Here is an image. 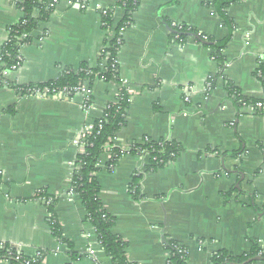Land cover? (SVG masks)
Instances as JSON below:
<instances>
[{
  "label": "crops",
  "instance_id": "crops-1",
  "mask_svg": "<svg viewBox=\"0 0 264 264\" xmlns=\"http://www.w3.org/2000/svg\"><path fill=\"white\" fill-rule=\"evenodd\" d=\"M21 1L0 0V51L21 19ZM75 1L58 0L20 50L19 69L4 74L16 88H0V243L29 258L41 252V264H91L90 247L109 264L71 178L75 143L102 120L119 85L95 81L87 111L80 94L39 98L24 92L83 64L102 72L109 32L101 12L110 10L118 24L124 10L117 0H86L85 10L69 5ZM219 1L139 0L121 33L118 76L140 94L131 98L114 146L162 140L180 148L150 173L144 172L147 157L125 155L113 171L105 169L103 154L99 160V200L115 221L112 233L126 244L129 263L166 264L170 243L186 250L187 264H210L221 250L236 257L255 246L264 253V116L238 105L239 97L251 104L264 100L255 74L264 65V0H244L225 16L212 6ZM168 24L227 41L223 76L209 91L207 82L220 71L212 49L189 36L179 43ZM52 215L77 261L53 236Z\"/></svg>",
  "mask_w": 264,
  "mask_h": 264
},
{
  "label": "trees",
  "instance_id": "trees-1",
  "mask_svg": "<svg viewBox=\"0 0 264 264\" xmlns=\"http://www.w3.org/2000/svg\"><path fill=\"white\" fill-rule=\"evenodd\" d=\"M244 0H221L215 2L212 6L217 7V10L223 13L236 4H240ZM51 0H22L18 5L21 12V19L13 27L9 29V41L1 48L0 58V88L6 87L10 89L16 88V86L6 82L3 78L2 73L9 70L12 66L16 65L19 57V47L23 43H29L32 39V34L37 29L38 24L45 20L50 13L47 9ZM139 0H119L116 2V7L124 5V17L116 24L115 33L116 37L119 33H122L129 25L130 17L136 10ZM102 22L106 25L104 29H108L113 20L111 15L102 16ZM227 25V23H226ZM172 31L171 37L176 38L179 43H184L189 35L197 36L198 42H205L207 46L212 49V57L218 62L220 71L216 78H211L209 83L213 87L217 78H221L224 59L222 52L226 48L227 41L213 42L209 38L198 34L192 28L186 26L173 27L167 25ZM205 38V40H204ZM120 48L116 46L115 38H113L109 44L106 52L108 53L109 62L107 63V70L101 72L99 70H92L84 64L81 65L78 72L66 71L55 82L47 85H53L57 88H74L79 84L87 85L89 88L92 87L95 81L102 80L104 82L118 83V69L112 70L110 61L117 58ZM261 72L260 81L264 87V65H259L256 72ZM91 73L87 75L86 73ZM255 72V74H256ZM229 93L234 96L236 101V94L228 86ZM129 102L127 97L124 96L122 100H116L114 106L107 110L105 117L102 118L101 127H98V123L95 125L91 134L84 136L80 142L83 146V153L77 156V162L75 164V170L72 174V187L80 202L85 210L87 222L93 228L100 249L109 260V264H132L126 260L125 248L126 244L116 235L112 233L114 226V219L105 213L103 210L100 200L99 193L100 187L95 178V174L98 172L99 160L105 150V145L108 144L109 140L116 137L117 133L124 127L125 119L124 114L128 107ZM112 144H110L111 146ZM111 158L105 164V169L111 171L110 167L115 168L119 159L125 155H138L141 157H147V164L144 167L145 173L155 172L158 169L163 168L170 161L174 160L180 153V148L166 141H146L143 144H136L123 151L117 147H111ZM142 174L138 173L136 179H141ZM52 211V207L49 208V212ZM49 224L53 236L59 239L62 243L66 244L69 249V257L72 262L77 261L80 256L76 255L72 251V245L62 240L61 229L52 215ZM168 253L166 264H187V253L186 250L179 244L170 243L166 246ZM12 253L14 256L17 255L15 248L8 244H3V250L0 251V259L9 260L12 264H41V259L35 263L31 259L23 257L22 262H16L13 258H8V254ZM260 256L264 258V253L259 251L255 246H252L249 253L241 256H231L225 251H219L215 253L210 264H244L248 260ZM253 264V263H252Z\"/></svg>",
  "mask_w": 264,
  "mask_h": 264
},
{
  "label": "built area",
  "instance_id": "built-area-1",
  "mask_svg": "<svg viewBox=\"0 0 264 264\" xmlns=\"http://www.w3.org/2000/svg\"><path fill=\"white\" fill-rule=\"evenodd\" d=\"M117 1H119V0H117ZM57 4H58V0H51V2L49 3V5L47 7V9L49 10V12L53 11V8ZM72 4L77 5L81 10H85L86 9V0H76L73 3L72 2H69V5H72ZM119 8H121L122 10H124V5L121 4V7H119ZM107 14L108 15H111V11L110 10H107V11H102L101 12V16H106ZM105 26L106 25L102 22V27L105 28ZM173 27H179V26L173 25ZM115 28H116V23L112 22L111 26L108 29H106L109 32V42L113 38H115L116 46H118L121 49V47H122L121 33H119V35L116 37ZM204 40H205V38H204ZM8 41H9V39H8ZM109 42L104 47V49L102 50V53H101L102 59L104 61V67L102 68V72H105L107 70V66L106 65L109 62L108 53L106 52V50L108 48ZM26 45H28V43L21 44L20 47H19V49L21 50ZM20 50H19L18 62L16 63V65L12 66L7 71L14 72V71H16V70L19 69L20 65L22 64V57L20 56ZM0 65H1V58H0ZM109 67L112 70H116V68L118 67V60H117V58L112 59L110 61V66ZM7 71H4L2 73L3 78H4V74ZM86 74L87 75H90L91 73L87 72ZM256 75H257L258 78H261V76H262L261 75V72H259V71L256 72ZM116 84L119 85L118 86L119 87V90H118V94H117V99L116 100H122L124 98V96H126L127 97V101L130 102V100H131V98L133 96H136V95H139L140 94V92H138L136 90H133L132 87L128 83H126L125 81H122L120 78L118 80V83H116ZM211 87L212 86H211V84L208 81L207 84H206V90L209 91L211 89ZM24 92H26V94L28 96H34V97H39V98L45 97V96L46 97H54V96H59V95L80 94L82 96V98H83L82 108L85 111H87L89 109V102H90L91 90H90V88L87 85L79 84L78 86H76L74 88H57V87H54L53 85H50V86L49 85H42V86H34V87L24 88ZM183 102L189 103L190 102V99L188 97H184L183 98ZM115 103H116V101L113 104L107 106L106 111L109 110V109H111V107L114 106ZM238 105L242 109H245V110L246 109H252V110H254V111H256V112H258V113H260V114H262L264 116V100L257 101V102H254V103L251 104V103H249V102H247V101H245V100H243L242 98L239 97V99H238ZM106 111H105V113H106ZM105 116L106 115L104 114V117ZM100 124H101V122H98V127L99 128L101 127ZM83 137H80V140ZM115 139H116V137L114 139H112V140H109L108 144L105 145V150L103 152V155L106 157L107 161H109L110 158H111V152H110V150H111V147L114 146ZM80 140H78L75 143V145L78 148L79 154H82L83 153V146L81 145ZM110 144H112V145L110 146ZM117 148H119L120 150H123V151H125V150L128 149L127 147H122V146L121 147H117ZM110 169H111V171L114 170V168H112V167H110ZM98 245H99V243H98ZM99 247H100V245H99ZM2 250H3V244L0 243V251H2ZM86 254H87V257H88L89 261L91 262V264H103L99 260V257L97 256L95 250L92 247H90V248L87 249ZM7 257L8 258H13L16 262H22L21 260L23 259V257L28 258V259H31L33 263H35L39 259H41V263H42V260H43V254L41 252H39V251L35 252L34 255L32 257H30V258L29 257H26V256H23L19 252L17 253L16 256H14L12 253H10V254H8ZM0 261H6V262L12 264L9 260H2V259H0ZM25 264H28V263H25Z\"/></svg>",
  "mask_w": 264,
  "mask_h": 264
},
{
  "label": "water",
  "instance_id": "water-1",
  "mask_svg": "<svg viewBox=\"0 0 264 264\" xmlns=\"http://www.w3.org/2000/svg\"><path fill=\"white\" fill-rule=\"evenodd\" d=\"M189 37L197 39V36H194V35H189ZM256 262H264V258H262L260 256H257L255 258H252V259L248 260L244 264H252V263H256Z\"/></svg>",
  "mask_w": 264,
  "mask_h": 264
}]
</instances>
